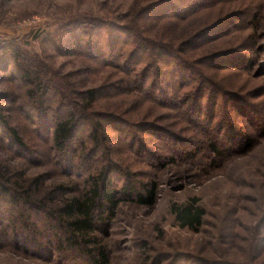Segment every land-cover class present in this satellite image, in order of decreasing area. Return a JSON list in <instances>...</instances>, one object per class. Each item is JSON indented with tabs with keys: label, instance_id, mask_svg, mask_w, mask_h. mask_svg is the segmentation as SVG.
<instances>
[{
	"label": "rangeland",
	"instance_id": "obj_1",
	"mask_svg": "<svg viewBox=\"0 0 264 264\" xmlns=\"http://www.w3.org/2000/svg\"><path fill=\"white\" fill-rule=\"evenodd\" d=\"M0 117V264H91L51 214L104 171L157 195L99 220L109 264H264V0H0ZM193 198L197 231L172 212Z\"/></svg>",
	"mask_w": 264,
	"mask_h": 264
},
{
	"label": "trees",
	"instance_id": "obj_2",
	"mask_svg": "<svg viewBox=\"0 0 264 264\" xmlns=\"http://www.w3.org/2000/svg\"><path fill=\"white\" fill-rule=\"evenodd\" d=\"M153 8L151 5L150 9ZM9 49V48H8ZM14 49V48H13ZM12 51V50H11ZM139 49H136L135 55H140ZM17 52V51H16ZM8 53V52H6ZM13 53V51H12ZM165 56V54H164ZM137 57V56H136ZM139 57V56H138ZM123 72L127 75L131 74L129 68L123 69ZM27 77H31L32 74L27 72ZM42 83V82H40ZM42 86L41 84L36 85L35 87ZM144 83H142V88ZM96 91H89L86 94L87 100L90 103H93L96 97ZM1 118V117H0ZM76 118V117H75ZM75 119H70L65 122L57 124L54 128V147L58 150L67 152L71 151L74 153V149L78 142V139L75 137ZM100 127V126H99ZM13 138L21 145L22 141L15 135V132H12ZM229 134V133H228ZM92 140L94 144L100 145L101 138H99V129L95 127L92 131ZM84 145V144H83ZM82 143L81 146L83 147ZM249 146V141L245 139V142L242 141L238 146L236 151L239 152L240 147ZM194 151V153H192ZM209 151L214 155L215 158H227L229 155H234L224 143H222L217 137H213L210 142ZM195 150L191 151V155L195 154ZM187 157L188 154H185ZM196 157L191 156V158ZM0 172L3 170L0 169ZM38 181H36V185ZM110 177L108 171H104L100 177L94 182V186L88 192H85L82 196H72L71 198L63 200L60 206H57L54 209V212L51 216L57 217L59 221L63 222L64 233L68 236L66 239L67 244L70 246L81 245L82 250L85 254L89 255L91 264H109V254L105 245H101V242H96L94 236L97 224L104 222L108 219H111L115 215V212L118 209L120 199L118 196L122 193L128 197L135 198L137 201L146 207L153 206L156 200V188L152 187L147 190L145 194L139 191L131 181H128L125 187L121 191L116 190L111 186ZM62 192L64 190L60 188ZM29 190L25 187L17 188V192L14 195V202L24 204L28 209L34 207L35 201L28 196ZM56 192H53L55 195ZM45 201V200H44ZM172 212L175 216V219L178 225L182 229H187L191 231H197L200 226H202L204 218L206 216L205 210L199 205L198 199L193 198L188 203L182 205H173ZM107 216L105 217V215ZM101 224V225H102ZM93 237V238H92ZM85 245H83V244ZM87 247V248H86ZM89 247V248H88Z\"/></svg>",
	"mask_w": 264,
	"mask_h": 264
}]
</instances>
